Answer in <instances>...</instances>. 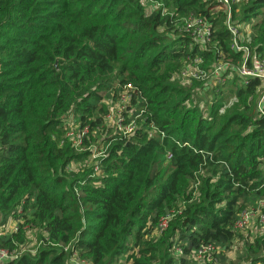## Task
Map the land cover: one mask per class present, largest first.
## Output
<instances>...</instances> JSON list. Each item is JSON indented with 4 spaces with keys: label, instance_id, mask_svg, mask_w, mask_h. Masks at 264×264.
<instances>
[{
    "label": "trees",
    "instance_id": "obj_1",
    "mask_svg": "<svg viewBox=\"0 0 264 264\" xmlns=\"http://www.w3.org/2000/svg\"><path fill=\"white\" fill-rule=\"evenodd\" d=\"M231 5L264 59V0ZM190 15L210 23L203 44L182 29ZM225 16L215 0H0V249L16 257L5 264H70L73 255L88 264H187L205 245L227 250L242 238L237 217L264 198V89L235 73L212 88L178 80L196 57L208 70L241 59ZM127 83L137 127L108 140L97 171L81 166L92 134L109 132L106 100ZM69 118L88 129L80 150L65 136ZM28 231L35 248L21 252ZM244 260L264 264V235L244 243Z\"/></svg>",
    "mask_w": 264,
    "mask_h": 264
},
{
    "label": "built area",
    "instance_id": "obj_2",
    "mask_svg": "<svg viewBox=\"0 0 264 264\" xmlns=\"http://www.w3.org/2000/svg\"><path fill=\"white\" fill-rule=\"evenodd\" d=\"M219 7L226 11V16L224 20L225 27L227 28L230 34V48L235 51L241 53V59L237 62L233 61H220L214 65L212 69H205L200 67V64L203 62L201 57H196L190 62L185 69L180 73L181 79L185 82L189 81V79H195L198 81H202L205 85H214L217 81L223 82L226 78L225 75L229 73H235L242 82L246 83L250 79H258L261 82V87L264 89V59L254 55L251 48L248 46V41L251 36V27L249 24H245L244 26L236 24V21L233 20L232 17V5L231 3L234 0H215ZM183 31H185L188 35H190L195 42L200 44L205 43L209 40L211 29L210 23L205 21L204 19L190 15L184 20ZM229 74V75H230ZM183 81V83H184ZM135 88L132 84L127 83L125 85L118 87L117 96L110 97L108 101L105 103L109 106V113L106 115V118L110 116L111 113H115L119 117H116L117 128L116 135L120 137L130 136L136 126L135 118L139 117L140 114H134L129 112L128 103H130L131 99L134 97ZM114 95V93L112 94ZM264 91L261 95V98L258 102L257 109L261 116H264ZM129 116L128 123L126 121V117ZM72 121L69 118L67 121V127L72 128ZM79 129V138L75 137L73 131H67V138H69L76 149H81L82 139L88 135V129ZM153 134L157 133V130L153 128ZM160 137H164L163 133H159ZM92 147V145H91ZM90 150V149H89ZM91 152V151H90ZM104 153L100 155H93V159L100 158ZM170 156L167 155V159ZM97 164V162H96ZM97 171V165L94 168ZM262 214L264 213V201L261 203ZM174 213L167 215L166 217L160 219L158 221L156 232L158 234L162 233L168 226L170 220L172 219ZM239 219L236 220L234 224V230L236 229H245L247 230L251 226V219L253 214L250 211L244 210L240 214ZM261 217V223H264V220ZM17 227L11 228L12 231H15ZM69 246H66L63 250L67 251ZM220 251L215 246L208 244L200 249H198L194 256L202 259L206 264L210 262L212 257L215 254H218ZM75 257V255H73ZM72 257V258H73ZM16 258L14 254H10L5 250L0 249V261L2 263H6L7 261L13 260ZM70 264H88L85 261H81L76 259L73 261L70 259ZM1 264V263H0Z\"/></svg>",
    "mask_w": 264,
    "mask_h": 264
},
{
    "label": "rangeland",
    "instance_id": "obj_3",
    "mask_svg": "<svg viewBox=\"0 0 264 264\" xmlns=\"http://www.w3.org/2000/svg\"><path fill=\"white\" fill-rule=\"evenodd\" d=\"M147 8L150 9V6H147ZM230 77L231 76H228V78H230ZM178 80L184 81L180 77H178ZM180 84H181V82H180ZM212 85L210 88H212ZM200 92L198 93L199 96H203L209 100L212 98L211 92L210 93L207 92V94H206V92L200 94ZM261 92H262V90H261ZM260 98H261V94H260ZM108 100H109V98L106 101H108ZM139 100L141 101V99H139ZM257 105H258V103H257ZM203 111H206V109L204 108ZM129 112L134 113V114H137V113L140 114V111H138V109L136 108V105L133 106L132 108H129ZM116 117H119V116L116 115L114 112L111 113L110 116L107 118L105 116L104 127H105V129L109 130V132L103 131L102 129H99L96 133L92 134V136H94L93 138L95 140V143L92 145V147H90V151H91L90 158L87 159L86 164H81V166H83V165H86L87 167L95 166L98 159H93V157H94L93 155H100L101 153H105V150L108 147V140L110 138H112L116 134V132L118 131V130L116 131V128H117ZM138 119H140V122H142L141 117ZM136 127L137 126H135V128ZM78 129H79L78 125H76V124L72 125L71 129L67 127V131H73V133L75 134V137L77 139L79 138V132H78L79 130ZM83 129H85V128H83ZM78 169H79V166L77 164H74V166L70 167V170L72 172H76ZM263 201H264V198H261V199L253 198L247 204L246 210L250 211L253 214V217L251 219V226L247 230H245V229H241V230L236 229L235 230L241 234V236L244 240L242 238L236 240L237 242L233 243L227 250L224 248V245L216 246V248H218L220 252L218 254H215L212 257L211 261L207 262V264H249L248 262H246L244 260V243L246 241L251 242L254 237L264 235V223H261L262 219L260 217V216H262V218L264 220V213L262 214V210L260 207L261 203ZM239 217H240V215L237 217V219H239ZM17 224H18L17 221H15L13 223H9L8 226L6 227V230L4 231V235L9 234L12 231L11 228H15L17 226ZM152 232H153V230H152ZM152 232L150 235H148V237H149V238L147 237L148 239L157 238L159 236V234L156 232V228H155L154 232L153 233ZM27 236H28V238H30L29 240L31 242H29L26 245V247L24 248L25 250L23 249V250H21V252L32 251L35 248L36 238L34 236V232L28 231ZM195 252H193L192 255L190 256V258H188L187 264H206L202 259L194 256ZM173 254L175 257L178 256L180 254V250L175 247V249L173 250ZM71 259L74 261L76 259V255H75V257H73ZM2 262L3 261H0L1 264H4ZM72 264H75V263H72Z\"/></svg>",
    "mask_w": 264,
    "mask_h": 264
}]
</instances>
